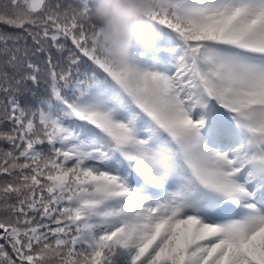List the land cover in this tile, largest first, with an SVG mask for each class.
<instances>
[{
    "label": "snow or ice",
    "instance_id": "1",
    "mask_svg": "<svg viewBox=\"0 0 264 264\" xmlns=\"http://www.w3.org/2000/svg\"><path fill=\"white\" fill-rule=\"evenodd\" d=\"M10 5L0 23L74 49L41 68L9 47L21 37L0 35L5 63L46 75L52 96L25 110L11 95L0 111L12 125L0 199L14 198L0 264H264V0H157L151 19L181 41L171 75L158 59L107 63L101 27L86 28L91 0L71 13ZM92 65L110 80L76 74ZM159 149L167 165L148 173Z\"/></svg>",
    "mask_w": 264,
    "mask_h": 264
},
{
    "label": "trees",
    "instance_id": "2",
    "mask_svg": "<svg viewBox=\"0 0 264 264\" xmlns=\"http://www.w3.org/2000/svg\"><path fill=\"white\" fill-rule=\"evenodd\" d=\"M47 3L51 6L52 10L63 13L64 11H69L78 9L80 7V0H47ZM7 5L8 9L11 8L10 0H0V10L4 9V6ZM56 5H59V8H56ZM86 28L88 24L97 23L98 26L102 27V24L99 21L91 20L87 21ZM160 27L159 36L156 38L153 44L145 46H136L133 48V61H135L140 66H150L155 60L160 61L161 70L165 71L167 67L171 68L175 72V64L178 59V53L174 52L173 49L178 48L181 44L177 34L172 32L170 29L165 27ZM38 30V29H34ZM0 35L12 36V37H21L18 41L9 40V47H20L21 61L24 63L30 61L39 65L41 68L46 67V59L49 54L54 62L58 63L60 66H65L67 64V57L69 55V50H73L74 46L71 44V41L61 40L60 43H65L66 48L64 51L57 50L53 46L51 40H41L40 44H36L32 37L24 29L17 27L9 26L4 23H0ZM41 45L44 47V51H40ZM3 48V44L0 43V49ZM24 50L27 51V56L23 55ZM8 56L0 52V73H6L8 76V83L12 85L13 88H17L18 91L13 93H5L0 90V111L4 105L8 104V100L11 95H15L20 106L25 110H36L42 105H46V102L52 99L50 92V80L46 75L41 74L39 77V82L34 83L33 81L24 79L25 74L28 72L26 67H12L5 62L8 60ZM91 65V62H88ZM80 78H87L93 74L97 75L100 78L109 79L102 70L98 69L95 65H92L88 72H84L83 69L80 72L76 73ZM17 81H20L17 84ZM8 84L5 83L3 76L0 75V88L7 87ZM11 123L3 120L0 117V132H7L11 130ZM42 151L47 153L49 151V146L47 144L38 146ZM0 148L8 149L9 145L0 141ZM5 179H9L7 176H0V184L3 183ZM13 203L14 198L8 201L0 199V218L8 215V212L3 210V205L5 203ZM2 235V233H0ZM4 241H0L3 243Z\"/></svg>",
    "mask_w": 264,
    "mask_h": 264
},
{
    "label": "clouds",
    "instance_id": "3",
    "mask_svg": "<svg viewBox=\"0 0 264 264\" xmlns=\"http://www.w3.org/2000/svg\"><path fill=\"white\" fill-rule=\"evenodd\" d=\"M156 7L157 0H91L90 17L102 24L99 44L107 53V63L124 67L133 61L134 47L154 43L160 33L159 25L151 19ZM166 165L165 152L159 149L148 161L146 171L153 173Z\"/></svg>",
    "mask_w": 264,
    "mask_h": 264
},
{
    "label": "rangeland",
    "instance_id": "4",
    "mask_svg": "<svg viewBox=\"0 0 264 264\" xmlns=\"http://www.w3.org/2000/svg\"><path fill=\"white\" fill-rule=\"evenodd\" d=\"M166 72H167V74H169V75H171V74L174 73L170 68H167V69H166Z\"/></svg>",
    "mask_w": 264,
    "mask_h": 264
}]
</instances>
